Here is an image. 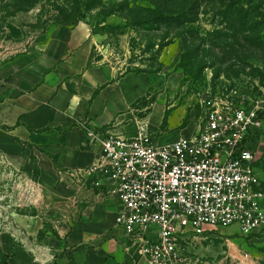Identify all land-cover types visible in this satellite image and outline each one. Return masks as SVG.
<instances>
[{
    "label": "rangeland",
    "instance_id": "obj_1",
    "mask_svg": "<svg viewBox=\"0 0 264 264\" xmlns=\"http://www.w3.org/2000/svg\"><path fill=\"white\" fill-rule=\"evenodd\" d=\"M55 24L81 27L89 64L128 79L129 123L159 144L193 133L216 100L264 110V0H0V61L42 48ZM257 134L264 183V118ZM34 176L0 160V232L38 204ZM203 230L189 245L194 264H264V231Z\"/></svg>",
    "mask_w": 264,
    "mask_h": 264
},
{
    "label": "crops",
    "instance_id": "obj_2",
    "mask_svg": "<svg viewBox=\"0 0 264 264\" xmlns=\"http://www.w3.org/2000/svg\"><path fill=\"white\" fill-rule=\"evenodd\" d=\"M89 54L81 27L55 24L42 48L0 61V157L27 178L34 172L39 197L0 232V264H145L115 223L118 203L105 180L88 173L100 145L86 130L136 131L122 88L128 79L89 64ZM184 239L189 253L207 238Z\"/></svg>",
    "mask_w": 264,
    "mask_h": 264
},
{
    "label": "built area",
    "instance_id": "obj_3",
    "mask_svg": "<svg viewBox=\"0 0 264 264\" xmlns=\"http://www.w3.org/2000/svg\"><path fill=\"white\" fill-rule=\"evenodd\" d=\"M263 113L258 100H216L193 133L168 144L157 143L143 123L130 138L86 130V139L100 145L88 173L105 180L118 203L115 223L145 264H194L187 232L264 231V186L248 140Z\"/></svg>",
    "mask_w": 264,
    "mask_h": 264
},
{
    "label": "trees",
    "instance_id": "obj_4",
    "mask_svg": "<svg viewBox=\"0 0 264 264\" xmlns=\"http://www.w3.org/2000/svg\"><path fill=\"white\" fill-rule=\"evenodd\" d=\"M261 117L264 118V114H261ZM257 137H258V134L255 133L254 135L249 136L248 137V140H250L251 142H253V141H256ZM262 185L264 186V183H262Z\"/></svg>",
    "mask_w": 264,
    "mask_h": 264
}]
</instances>
